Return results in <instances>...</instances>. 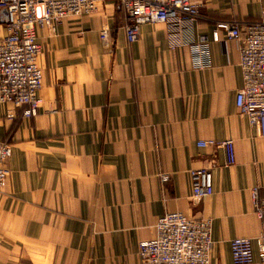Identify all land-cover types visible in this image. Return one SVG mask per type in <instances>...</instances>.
<instances>
[{
  "label": "crops",
  "instance_id": "crops-1",
  "mask_svg": "<svg viewBox=\"0 0 264 264\" xmlns=\"http://www.w3.org/2000/svg\"><path fill=\"white\" fill-rule=\"evenodd\" d=\"M209 68L192 67L187 45L170 47L166 24L140 26L128 43L126 16L106 0L90 16L37 31L43 71L38 114L0 104V141L10 146L0 188V264H139L138 244L155 238L166 213L210 219V264H235L230 241L254 239L264 198V138L235 107L239 50L219 31L264 19V0H192ZM0 9V39L7 31ZM110 26L105 42L99 38ZM234 142V162L223 148ZM209 169L213 194L191 199L189 172ZM168 176L167 182L161 177Z\"/></svg>",
  "mask_w": 264,
  "mask_h": 264
},
{
  "label": "built area",
  "instance_id": "built-area-1",
  "mask_svg": "<svg viewBox=\"0 0 264 264\" xmlns=\"http://www.w3.org/2000/svg\"><path fill=\"white\" fill-rule=\"evenodd\" d=\"M106 0H0L6 12V35L0 39V104L22 109V117L30 119L38 114L41 99L38 95L43 71L38 65L42 52L37 31L55 32L56 26L69 17L90 16ZM119 6L125 16L124 32L127 42L139 36L140 26L166 24L170 29L172 50L187 45L192 67L209 68L211 64L207 39L196 34L200 5L192 0H108ZM222 31L228 41L238 43L239 68L242 84L235 95L238 114L246 118L258 136L264 138V19L244 26L221 22L216 24L213 41ZM110 26L104 24L99 38L105 42ZM200 148H223L227 163L234 162V142L224 140L200 141ZM10 146L0 141V188L9 176ZM191 199L200 201L213 194V177L209 169L189 172ZM168 176L161 181L167 182ZM253 212L261 222V231L254 239L259 264H264V198L258 188L251 190ZM156 235L151 241L138 244L139 264H210L212 253L211 220L187 219L181 213H166L155 225ZM235 264H249L250 239L230 241Z\"/></svg>",
  "mask_w": 264,
  "mask_h": 264
},
{
  "label": "rangeland",
  "instance_id": "rangeland-1",
  "mask_svg": "<svg viewBox=\"0 0 264 264\" xmlns=\"http://www.w3.org/2000/svg\"><path fill=\"white\" fill-rule=\"evenodd\" d=\"M110 2H112V1H110ZM102 3H100L99 5H101Z\"/></svg>",
  "mask_w": 264,
  "mask_h": 264
}]
</instances>
